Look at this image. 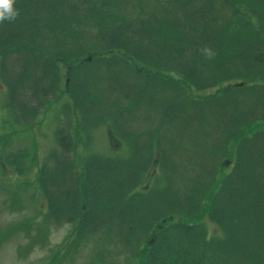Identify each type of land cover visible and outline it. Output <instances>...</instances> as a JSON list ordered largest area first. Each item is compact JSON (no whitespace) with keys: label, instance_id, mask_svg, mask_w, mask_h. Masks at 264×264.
Segmentation results:
<instances>
[{"label":"trees","instance_id":"16d2710c","mask_svg":"<svg viewBox=\"0 0 264 264\" xmlns=\"http://www.w3.org/2000/svg\"><path fill=\"white\" fill-rule=\"evenodd\" d=\"M15 8L0 23L4 107L22 126L55 108L37 178L50 222L72 223L66 245L92 242L93 264H264V0ZM104 124L126 150L77 168L75 137L89 147Z\"/></svg>","mask_w":264,"mask_h":264},{"label":"rangeland","instance_id":"374dc122","mask_svg":"<svg viewBox=\"0 0 264 264\" xmlns=\"http://www.w3.org/2000/svg\"><path fill=\"white\" fill-rule=\"evenodd\" d=\"M189 89L194 96H201L217 88ZM4 101L5 87L0 83V264H93L91 255L98 249L92 242H81L75 248L67 246L72 223L50 222L37 178V170L54 141L55 108L40 115L34 124L22 126L11 121ZM92 135L89 147L82 137H75L74 155L81 170L90 153L114 155L126 150L113 137L108 124L98 127ZM5 156L9 161H4ZM156 170L153 166L145 174L140 189L155 179ZM204 221L211 235L221 234L206 214Z\"/></svg>","mask_w":264,"mask_h":264},{"label":"clouds","instance_id":"9594fccd","mask_svg":"<svg viewBox=\"0 0 264 264\" xmlns=\"http://www.w3.org/2000/svg\"><path fill=\"white\" fill-rule=\"evenodd\" d=\"M18 16L19 11L15 8V0H0V23L4 21L13 22ZM201 52L208 59L213 58L215 55L214 51L208 46H204Z\"/></svg>","mask_w":264,"mask_h":264}]
</instances>
